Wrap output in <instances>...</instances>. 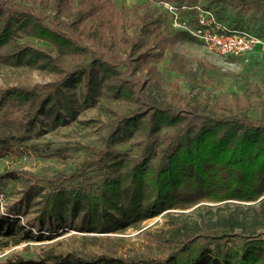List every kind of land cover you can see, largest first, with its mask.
<instances>
[{"label":"trees","instance_id":"16d2710c","mask_svg":"<svg viewBox=\"0 0 264 264\" xmlns=\"http://www.w3.org/2000/svg\"><path fill=\"white\" fill-rule=\"evenodd\" d=\"M160 1L118 7L115 0H0V64L54 75L45 83L28 77L0 84V158L25 153L27 138L89 108L104 111L112 126L99 147L80 140L32 143L40 156L80 160L53 176L13 166L0 172V194L22 180L20 202L38 206L40 229L74 224L109 232L166 210L172 223L147 234L159 255L111 249L84 257L46 248L14 252L0 264H264V76L228 70V89L209 73L217 65L186 61L177 44L197 38L175 29ZM170 1L203 6L232 27L264 36V24L244 22L264 19V0ZM257 55L235 58L257 67V75L264 62ZM166 58L173 78L160 67ZM128 142L142 149L136 160L116 147ZM91 173L102 178L87 182ZM73 179L79 185H66ZM203 201L233 212L195 224L176 215ZM20 206L0 212L2 247L50 237L20 224Z\"/></svg>","mask_w":264,"mask_h":264},{"label":"rangeland","instance_id":"374dc122","mask_svg":"<svg viewBox=\"0 0 264 264\" xmlns=\"http://www.w3.org/2000/svg\"><path fill=\"white\" fill-rule=\"evenodd\" d=\"M144 0H115L118 7L125 6L130 7L136 2H142ZM205 2V0H199ZM161 10V9H160ZM244 22L246 24L259 26L264 24V19L258 15L255 17L245 16ZM31 43L38 47L44 44L41 40L34 38L28 39ZM177 50L179 54L185 58L186 61H192L194 66H197L200 60L205 62H211L217 65V68L209 71L212 73L218 82L226 80L228 83V89L231 88L233 79L230 74H226L229 71L250 73L251 76L256 77L264 76V62L263 65L257 69L260 73L256 75L254 69L257 67L249 68V64L242 62L240 59L215 53L210 51L206 45L200 40H182L177 44ZM263 52V53H261ZM257 56H260L264 61V51L257 49ZM169 56V55H168ZM169 58L163 60L160 63V67L165 71L167 76L173 78L176 76L169 67ZM253 74V75H252ZM30 77L34 82L45 83L50 81L54 75L50 70L34 69L30 70L24 66L0 64V84L5 82L16 83L17 81H25ZM112 130L110 119L108 115L99 108H89L78 114L77 118L70 121L67 124H60L54 129H50L41 135L33 134L30 138H27L24 144H28V151L25 153L14 156L9 155L0 158V172H4L11 167L34 171L35 173L55 175L60 171L70 172L76 168L80 158L76 156L69 162H62L52 157H44L38 155L32 148V143L42 144L43 142L52 140L55 143H62L65 140H80L83 143L92 144V146H103L107 137ZM117 148H123L127 150V154L132 160H136L140 157L141 147L131 144L130 142L122 144L118 143ZM102 175L97 173H91L86 176V181L91 182L93 180H100ZM46 184L45 182H40ZM67 184L79 185L78 180H68ZM22 180L16 179L10 181L6 187L3 196V201L0 202L5 207L4 211L1 210V214H8L7 209L11 206L21 205L20 224H28L32 231L39 234L50 235L42 240H29L23 241L19 244H11L10 246L2 247V239H0V259H5L14 252H23L28 255L31 252L36 254L43 249L53 248L59 251H78L81 256L87 257L101 250L110 252L113 249L116 253L122 256L131 255H143L145 252H154L159 255L160 251L154 248L148 237V232H161L172 225L169 214L166 211H162L159 214L148 217L141 222L133 225H129L123 229H117L109 232H97L89 231L76 227L74 224H67L58 227L53 231L47 227L40 229V227L34 222L35 216L38 214V206L33 204L26 206L25 202L21 204L20 198L22 197ZM42 191H45L43 189ZM41 195H38L36 199H39ZM0 203V204H1ZM221 202L203 201L188 209H176V215L180 220L187 221L190 224H195L202 220L211 221L219 218L220 216L229 215L233 212V206L228 208H218L217 205ZM246 215L249 211L245 212ZM108 240H104L103 237H108ZM241 243V241H239ZM113 252V251H112Z\"/></svg>","mask_w":264,"mask_h":264},{"label":"built area","instance_id":"2783aa9c","mask_svg":"<svg viewBox=\"0 0 264 264\" xmlns=\"http://www.w3.org/2000/svg\"><path fill=\"white\" fill-rule=\"evenodd\" d=\"M160 5L170 15L175 29L188 32L203 42L210 51L241 57L245 61L257 49L264 51V36L251 29L232 27L208 8L170 0H161ZM0 200L3 201L1 195ZM4 208L1 203L0 212Z\"/></svg>","mask_w":264,"mask_h":264}]
</instances>
